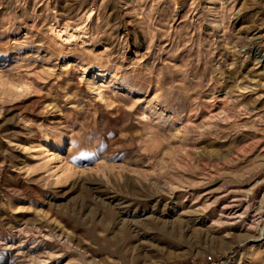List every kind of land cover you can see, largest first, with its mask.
Here are the masks:
<instances>
[{
  "label": "rangeland",
  "instance_id": "rangeland-1",
  "mask_svg": "<svg viewBox=\"0 0 264 264\" xmlns=\"http://www.w3.org/2000/svg\"><path fill=\"white\" fill-rule=\"evenodd\" d=\"M262 234L264 0H0V264H264Z\"/></svg>",
  "mask_w": 264,
  "mask_h": 264
},
{
  "label": "bare ground",
  "instance_id": "bare-ground-1",
  "mask_svg": "<svg viewBox=\"0 0 264 264\" xmlns=\"http://www.w3.org/2000/svg\"><path fill=\"white\" fill-rule=\"evenodd\" d=\"M53 30V29H52ZM53 34L55 36V38L60 39L61 42L63 41V43H68L71 41H76L77 40V33L70 31L68 28H60V29H54ZM82 33V32H81ZM52 34V33H51ZM80 40V39H79ZM78 41V40H77ZM103 86V85H102ZM58 148V147H57ZM56 148V149H57ZM260 240H264V238H260L258 240V242Z\"/></svg>",
  "mask_w": 264,
  "mask_h": 264
},
{
  "label": "built area",
  "instance_id": "built-area-1",
  "mask_svg": "<svg viewBox=\"0 0 264 264\" xmlns=\"http://www.w3.org/2000/svg\"><path fill=\"white\" fill-rule=\"evenodd\" d=\"M262 238H264V234H262ZM208 264H232V261H230V260H228V261H226V260L216 261L210 257V258H208Z\"/></svg>",
  "mask_w": 264,
  "mask_h": 264
}]
</instances>
